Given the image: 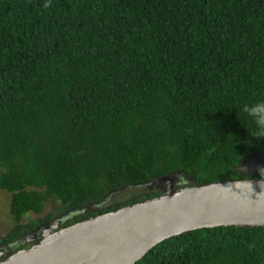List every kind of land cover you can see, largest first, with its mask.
<instances>
[{"label": "trees", "instance_id": "16d2710c", "mask_svg": "<svg viewBox=\"0 0 264 264\" xmlns=\"http://www.w3.org/2000/svg\"><path fill=\"white\" fill-rule=\"evenodd\" d=\"M47 5V6H45ZM264 0H0V189L8 238L53 200L80 214L125 185L264 177L241 168L264 137ZM147 193L137 202L158 194ZM127 205V204H126ZM134 264H264V228H201Z\"/></svg>", "mask_w": 264, "mask_h": 264}, {"label": "water", "instance_id": "95a60500", "mask_svg": "<svg viewBox=\"0 0 264 264\" xmlns=\"http://www.w3.org/2000/svg\"><path fill=\"white\" fill-rule=\"evenodd\" d=\"M251 173H264V151L253 153ZM182 173L158 176V194L91 215L66 227L51 226L42 239L0 264H134L165 239L188 231L264 228V177L195 183ZM3 250L0 249V256Z\"/></svg>", "mask_w": 264, "mask_h": 264}, {"label": "rangeland", "instance_id": "374dc122", "mask_svg": "<svg viewBox=\"0 0 264 264\" xmlns=\"http://www.w3.org/2000/svg\"><path fill=\"white\" fill-rule=\"evenodd\" d=\"M252 158H254L253 154L248 159L245 160L241 168L244 170H248ZM186 180H190V179L184 176L183 181L187 182ZM146 193L147 190L144 187V185H125L121 189L112 190L109 193H107L100 203L89 205L87 211L89 209H98L102 207H107L108 205H113L116 202L125 203L126 205L129 203V200H132L134 197H139L141 196V194L144 195ZM10 198H11L10 192L0 189V239H3V237H5L6 234L9 233L10 230L16 224L9 213ZM56 207L58 206L53 200L47 201L44 203V207L40 213L28 212L25 216L21 218L20 223L25 225L30 221L37 222V221L45 220V217L50 215L55 210ZM79 214L80 213L78 211L67 210L60 216L64 220L68 221L69 218L72 219L74 217L79 216Z\"/></svg>", "mask_w": 264, "mask_h": 264}, {"label": "flooded vegetation", "instance_id": "af4514ba", "mask_svg": "<svg viewBox=\"0 0 264 264\" xmlns=\"http://www.w3.org/2000/svg\"><path fill=\"white\" fill-rule=\"evenodd\" d=\"M140 185H144V187L150 188L151 189V190L149 189L150 191L156 190V192H158L157 184L144 183V184H140ZM152 188H154V189H152ZM128 204H130V202ZM110 206H112V205H110ZM113 206H114V204H113ZM61 214H63V213H59L56 216H53L49 219H45L42 222L35 224L31 229L24 230V232L22 234H18L12 238L6 239L8 234H9V233H7L6 236L3 237V239H0V249L3 250V255H1L0 258L6 259L9 256H11L12 254L16 253L18 250L29 248L33 244L39 242L42 239V235L44 233H46L50 230H53V231L55 230L54 224L56 222H60L61 227H66V226L71 225L70 223L66 224L67 220H64L63 218H61V216H60ZM93 215H96V214H93ZM72 219L69 218V220H72ZM27 224H25V226ZM51 226H53L52 227L53 229H50Z\"/></svg>", "mask_w": 264, "mask_h": 264}, {"label": "clouds", "instance_id": "9594fccd", "mask_svg": "<svg viewBox=\"0 0 264 264\" xmlns=\"http://www.w3.org/2000/svg\"><path fill=\"white\" fill-rule=\"evenodd\" d=\"M241 110L253 124L250 135L255 138L264 137V99L257 100L254 103H246ZM246 171L249 172V170Z\"/></svg>", "mask_w": 264, "mask_h": 264}]
</instances>
